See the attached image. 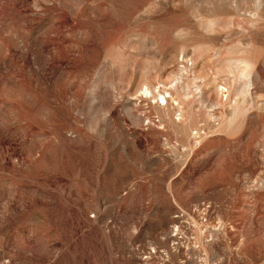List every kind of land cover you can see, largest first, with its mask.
I'll list each match as a JSON object with an SVG mask.
<instances>
[{
    "label": "rangeland",
    "instance_id": "1",
    "mask_svg": "<svg viewBox=\"0 0 264 264\" xmlns=\"http://www.w3.org/2000/svg\"><path fill=\"white\" fill-rule=\"evenodd\" d=\"M0 264H264V0H0Z\"/></svg>",
    "mask_w": 264,
    "mask_h": 264
},
{
    "label": "bare ground",
    "instance_id": "2",
    "mask_svg": "<svg viewBox=\"0 0 264 264\" xmlns=\"http://www.w3.org/2000/svg\"><path fill=\"white\" fill-rule=\"evenodd\" d=\"M161 99H162L163 102H165V104H167V102H166L167 100H166L165 97H161Z\"/></svg>",
    "mask_w": 264,
    "mask_h": 264
}]
</instances>
